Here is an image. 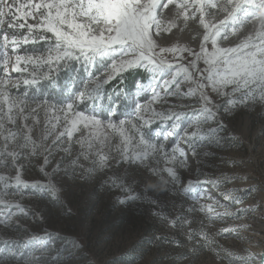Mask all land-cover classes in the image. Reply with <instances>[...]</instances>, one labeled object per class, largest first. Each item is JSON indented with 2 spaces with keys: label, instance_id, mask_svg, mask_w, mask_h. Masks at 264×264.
<instances>
[{
  "label": "rangeland",
  "instance_id": "rangeland-1",
  "mask_svg": "<svg viewBox=\"0 0 264 264\" xmlns=\"http://www.w3.org/2000/svg\"><path fill=\"white\" fill-rule=\"evenodd\" d=\"M217 2L223 4L225 0ZM177 11L173 5L159 11L162 29L172 26L170 31H161L159 45L199 51L203 32L199 20H184ZM258 15L264 17V9ZM222 18V11L211 10L205 21L218 23ZM5 19L4 30L11 31ZM252 28L253 23H249L247 29ZM242 39L243 36L230 37L221 46L232 47ZM42 47L29 44L16 54H34ZM9 54L14 59L15 54ZM167 58L172 59L171 55ZM70 69L81 72L62 93H54L49 87L55 85V79L41 80L31 87L21 83L12 90L11 95L26 101L27 124L33 129L37 144L43 147L35 155L29 154L31 149L20 152V184H16L11 166L0 167V176L10 178L8 189L0 181V198L6 201L0 204V221H7L0 222V264H264V105H239L228 112L221 109L216 121L222 127L209 120L201 127L200 136L192 137L190 133L196 129L188 125L195 119L193 108L197 104L193 97H168L167 104L152 106L157 111L166 112L171 106L182 112L179 121L153 118L143 124L138 120L137 104L146 105L153 92L164 95L157 86L162 84L161 75L154 78L152 73L140 69L145 80H138L127 93L123 92V82L128 73L100 83L101 93L119 97L111 103L102 97L95 106L89 101L87 107L79 105L78 110L95 115L105 125L110 120L129 122L126 131L135 140L128 146L129 151L135 155L134 150H143L148 155L143 162L130 164L120 158V137L104 127H81L71 139L64 136L54 143L66 127L60 109L76 93L84 91L85 84L94 92L99 82L96 77L106 71L103 65L94 64L90 80L81 64L73 62ZM11 75L14 79L28 77L27 73ZM112 82L118 83L107 89ZM186 90L185 83L181 92ZM45 100L55 105L54 113L46 115L44 108L31 113L36 103ZM55 116L61 118L59 123ZM172 123L179 126L173 129ZM132 124H138L140 131L131 128ZM209 128L215 133L209 134ZM182 129L189 133L187 137ZM106 136L108 140L101 144ZM81 140L83 147L77 142ZM89 142L93 145L91 150ZM149 145L167 147L156 154ZM174 148L183 149L185 155L173 152ZM98 149L108 154L111 161L104 170L93 168ZM49 152V163L44 165V156ZM82 152H89L87 160ZM77 157L79 163H69ZM42 167L44 172L40 171ZM168 168H173L178 179L169 176ZM111 180L130 186L138 199L117 203L125 194L106 183ZM50 181L60 189L58 197L50 196L46 188L35 187ZM8 204L19 207L9 208ZM10 211L13 215L9 217Z\"/></svg>",
  "mask_w": 264,
  "mask_h": 264
},
{
  "label": "snow or ice",
  "instance_id": "snow-or-ice-1",
  "mask_svg": "<svg viewBox=\"0 0 264 264\" xmlns=\"http://www.w3.org/2000/svg\"><path fill=\"white\" fill-rule=\"evenodd\" d=\"M169 5L178 10V17L182 15L184 20H199L203 28L199 51L159 45L161 31H170L172 27L170 25L162 29L159 19V11ZM262 9L264 0H225L223 4L217 0H184L182 3L176 0H0V167L11 166L15 171L16 184H20V152L31 149L29 154L35 155L43 147L37 144L32 135L33 129L27 124L29 116L25 115L28 108L26 101L11 95L12 90L19 88L21 83L31 87L41 80L55 79L53 73L70 67L73 62L81 64L90 80V69L94 64L103 65L106 71L103 76L96 77L99 82L94 92L89 91V85L85 84V90L76 93L60 109L66 127L54 143L64 136L71 139L81 127L89 130L104 127L120 137L123 146H117L120 158L130 164L137 160L143 162L148 155L143 150H134L135 155L129 151L128 146L135 143L134 137L126 131L125 126L129 122L119 120L114 123L110 120L105 125L95 115L78 110L79 105L87 107L89 101L95 106L102 97L110 103L119 97L101 93L100 83L117 80L125 73L140 69L152 73L154 78L161 75L162 84L157 86L163 89L164 95L153 92L146 105L137 104L138 120L143 121V124H149L153 118L179 121L182 112L172 110L171 106L166 112L157 111L152 106L167 104L168 97H193L197 104L193 108L195 119L188 125L196 129L190 133L192 137H199L201 127L209 120L217 122L216 117L221 109L228 112L239 105H264V17L258 15ZM211 10L222 11L223 18L218 23L205 21ZM5 18L7 29L11 31L4 30ZM30 20L34 22L29 23ZM249 23H253L251 31L247 29ZM256 24L259 26L256 27ZM241 28L245 32H240ZM17 30H20L19 35ZM240 36L243 39L234 46H221L230 37L239 39ZM29 44H41L43 47L34 54H16L22 46ZM9 52L15 54L14 59ZM169 55L171 60L167 58ZM13 72L21 75L27 73L30 78L14 79L11 75ZM165 76L169 78L163 79ZM185 83L187 90L182 93L181 86ZM39 108H44L46 115L56 111L55 105L45 100L36 103L31 113H36ZM112 112L110 109L109 113ZM54 118L57 123L60 122L59 116ZM21 120L24 123H20ZM178 126L176 123L171 124L173 129ZM217 126L222 127V124L217 122ZM55 127L53 124L52 128ZM131 128L140 131L138 124H132ZM182 130L187 137V130ZM207 131L209 134L215 133V129L209 128ZM107 140L106 136L100 143L105 144ZM77 142L83 147V140ZM144 142L141 134L140 143ZM189 143L192 141L189 140ZM92 147L89 142V150ZM149 147L152 152L159 154L167 146ZM176 151H179L180 156L185 155L183 149L174 148L173 152ZM50 154L44 156V165H48ZM81 155L85 160L89 158V152H82ZM97 157L93 158L94 169L104 170L110 165L108 154H102L98 149ZM79 159L77 157L69 163H79ZM173 159L176 157L173 156ZM40 171L44 172L45 169L42 167ZM167 172L173 180L178 179L173 168H168ZM0 181L4 182V189H8L10 178L0 176ZM106 183L124 192L125 198L118 199L117 203L123 205L138 199L132 195L130 186L117 183V180ZM35 187L48 189V194L53 197H58L60 191L51 181ZM5 203L0 198V204ZM7 206L19 207L11 204ZM7 215L10 217L13 213L10 211ZM0 222L7 223L6 220Z\"/></svg>",
  "mask_w": 264,
  "mask_h": 264
},
{
  "label": "trees",
  "instance_id": "trees-1",
  "mask_svg": "<svg viewBox=\"0 0 264 264\" xmlns=\"http://www.w3.org/2000/svg\"><path fill=\"white\" fill-rule=\"evenodd\" d=\"M80 71V70H79ZM79 71H72L70 67L68 68H62L57 76H55V85L49 84V87H52V91L56 92H64L66 89L70 87L71 81L74 78H78L80 75ZM81 72V71H80ZM79 73V74H78ZM143 81L145 80L144 74L141 72V70L131 71L128 74H126L124 79V86H123V92H130L137 81ZM116 83L118 82H112L107 89H111ZM50 89V88H49ZM52 91L49 92V94L52 96ZM47 92V91H46ZM55 93V92H54Z\"/></svg>",
  "mask_w": 264,
  "mask_h": 264
}]
</instances>
